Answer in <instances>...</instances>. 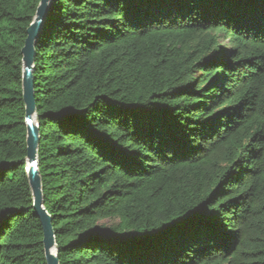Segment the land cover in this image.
Listing matches in <instances>:
<instances>
[{"label": "trees", "instance_id": "1", "mask_svg": "<svg viewBox=\"0 0 264 264\" xmlns=\"http://www.w3.org/2000/svg\"><path fill=\"white\" fill-rule=\"evenodd\" d=\"M39 2L0 0V264H47ZM34 48L59 264H264V0H50Z\"/></svg>", "mask_w": 264, "mask_h": 264}, {"label": "water", "instance_id": "2", "mask_svg": "<svg viewBox=\"0 0 264 264\" xmlns=\"http://www.w3.org/2000/svg\"><path fill=\"white\" fill-rule=\"evenodd\" d=\"M50 0H40L33 21L27 29V37L22 48L23 55V95L25 102V124L27 127V167L26 172L33 196V209L43 229V246L47 264H59L55 249V234L51 216L43 207L42 182L38 170L39 127L36 122V105L33 94V68L35 59V41L43 27ZM55 249V254L52 250Z\"/></svg>", "mask_w": 264, "mask_h": 264}, {"label": "rangeland", "instance_id": "3", "mask_svg": "<svg viewBox=\"0 0 264 264\" xmlns=\"http://www.w3.org/2000/svg\"><path fill=\"white\" fill-rule=\"evenodd\" d=\"M223 43H227L226 40H222Z\"/></svg>", "mask_w": 264, "mask_h": 264}, {"label": "snow or ice", "instance_id": "4", "mask_svg": "<svg viewBox=\"0 0 264 264\" xmlns=\"http://www.w3.org/2000/svg\"><path fill=\"white\" fill-rule=\"evenodd\" d=\"M53 254H55V249L52 250Z\"/></svg>", "mask_w": 264, "mask_h": 264}]
</instances>
